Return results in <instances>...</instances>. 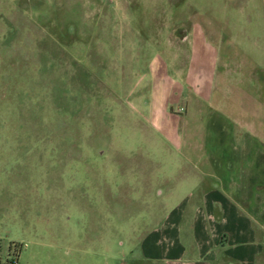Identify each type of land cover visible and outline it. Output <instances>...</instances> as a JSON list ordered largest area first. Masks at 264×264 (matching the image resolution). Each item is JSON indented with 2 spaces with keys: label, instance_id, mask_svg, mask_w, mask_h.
<instances>
[{
  "label": "rangeland",
  "instance_id": "374dc122",
  "mask_svg": "<svg viewBox=\"0 0 264 264\" xmlns=\"http://www.w3.org/2000/svg\"><path fill=\"white\" fill-rule=\"evenodd\" d=\"M219 115L264 142V0H0V264H152Z\"/></svg>",
  "mask_w": 264,
  "mask_h": 264
},
{
  "label": "crops",
  "instance_id": "0c3cea01",
  "mask_svg": "<svg viewBox=\"0 0 264 264\" xmlns=\"http://www.w3.org/2000/svg\"><path fill=\"white\" fill-rule=\"evenodd\" d=\"M239 122L234 133L225 116L210 118L202 152L186 154L191 176L168 185L160 199V220L142 241L145 261L256 263L255 240L264 225V142Z\"/></svg>",
  "mask_w": 264,
  "mask_h": 264
}]
</instances>
